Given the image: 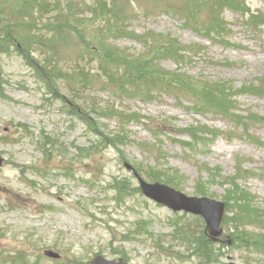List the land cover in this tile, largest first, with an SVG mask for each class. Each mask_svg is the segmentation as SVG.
I'll list each match as a JSON object with an SVG mask.
<instances>
[{
	"label": "rangeland",
	"instance_id": "rangeland-1",
	"mask_svg": "<svg viewBox=\"0 0 264 264\" xmlns=\"http://www.w3.org/2000/svg\"><path fill=\"white\" fill-rule=\"evenodd\" d=\"M93 1L64 0L59 14L47 18L56 23L63 17L71 18L69 14L80 15L73 18L76 27L70 32L72 26H68L63 35L66 41L59 42L58 55L52 59L64 73L72 75V71L82 70L101 85L71 88V84L60 81L57 88L61 94L55 98L51 88L40 80L41 72L28 68L20 53L1 58L5 85L0 94L8 99L0 100V264H7L17 252L26 253L30 261L39 258L40 264H56L42 255L48 250L58 253L63 264L73 258L75 264H88L96 254L122 258L129 264H197L198 260L180 256L178 244L189 246L190 240L201 234V219L175 215L134 192L119 205L108 182L122 178L131 189L136 188L138 183L128 165L137 168L145 181L154 177L153 173L161 174L163 179L176 177V189L186 196L206 193L222 201L224 195L233 198L229 196L231 185L225 181L235 180L239 163L249 172L241 170L243 179L237 184L254 196L261 206L259 213L264 214V147L256 145V139L264 143V123L250 125L245 120L264 118V100L243 93L232 99V107L246 124L245 133L237 123L202 105H197L202 114H195L188 97L178 103L171 95L140 98L126 88L119 95L112 86L101 87L106 80L97 62L106 50L100 54L97 37H104L106 47L122 55L125 62H134L143 55L138 36L176 39L187 52L175 59L160 60L156 64L160 71H179L199 83H222L233 87L234 93L256 83L264 72V27H249L246 17L225 10L222 18L229 30L223 37L209 38L160 9L158 0H115L127 15L128 21L119 24L123 32L115 38L105 37L104 33L96 36L90 16L81 15ZM171 1L175 7L182 4L180 0ZM246 5L251 13L264 15V0H247ZM204 13L198 16L202 18ZM37 29L38 24L31 28L32 33ZM51 36L47 32L48 39ZM84 39L88 41L86 49ZM48 55L50 51L44 48L31 53L41 62L40 68L47 67L43 60ZM116 67L122 69L120 76L126 80L130 75L127 67ZM108 109L119 115L103 118L101 113ZM68 110L77 113L79 119L66 114ZM123 115L138 117L139 123L125 125ZM193 127L215 132L218 137L199 136V142L193 144L186 135L169 136ZM98 137L109 141L118 137L123 144L95 148ZM240 137L251 138L255 144ZM64 168L71 170L74 180L63 176ZM40 169H45V175ZM181 223L184 226L178 225ZM257 226L251 225L248 231H264V225ZM174 229L180 231L181 240L174 236ZM223 231L227 234L226 227ZM156 240L162 241L164 248H155ZM227 254L237 264H264V253L257 251L234 249ZM223 264L228 261L225 259Z\"/></svg>",
	"mask_w": 264,
	"mask_h": 264
},
{
	"label": "trees",
	"instance_id": "trees-1",
	"mask_svg": "<svg viewBox=\"0 0 264 264\" xmlns=\"http://www.w3.org/2000/svg\"><path fill=\"white\" fill-rule=\"evenodd\" d=\"M163 9L167 13L174 11L175 14L181 15L185 19V23L189 24L197 32H203L205 35L221 36L222 32L226 30L227 25L221 18V13L224 9L231 10L240 14H246L248 9L246 8V0H181L183 7L175 9L171 0H160ZM59 2L61 0H0V59L4 55L12 53H20L26 60V64L33 68L35 71H41L43 78L42 81L45 85L51 88V83L64 75L61 73L57 66L51 67L49 70H44L38 67L37 61L31 58L33 46L39 47L47 46L44 39L32 33L31 28L38 24L43 17L57 11ZM205 9L207 11L206 17L198 22L196 14L199 10ZM114 4H107L104 1L97 0L94 6L89 9L88 13L91 18H95L99 23L108 22L112 17L118 18L121 16L117 13ZM249 24L256 28L264 25V17L249 15ZM44 28L50 27L48 23H43ZM111 31V29H109ZM77 33V32H76ZM157 36V35H156ZM153 44L147 45V54L142 58L137 59L133 63L128 64V70L130 75L127 77L125 85L132 87L140 84L141 89H137L135 94L141 98L145 95L154 93L155 90L165 89L167 91H173L177 93H183L189 95L194 99L195 106L202 105L209 110L216 112L228 113L232 101L231 97L235 94L231 92L230 87H226L224 84H207L199 83L186 79L182 75L169 72H161L156 66L155 62L162 57L175 58L179 56V52L185 50L180 44L168 37L158 35L157 37H149ZM51 51L56 53V47L50 48ZM105 52V49H101V53ZM109 52L105 53L103 58L107 61ZM110 63L115 62V58ZM113 66L114 64H109ZM50 71V74L47 73ZM105 77H108L106 69L101 71ZM66 79V76H65ZM108 79L110 83L116 81L112 79L111 74ZM80 80L81 83H89L90 79L84 80L83 75L78 77L72 76L71 81L75 82ZM4 80L2 79V69L0 66V88L2 87ZM123 90V88H121ZM155 89V90H154ZM240 92L254 94L264 98V75L259 80L257 87L250 85L245 90H239ZM2 99H5L3 96ZM264 119H258V122H263ZM190 136L195 139L196 133H190ZM122 143V140L118 137L111 139V141L103 138V148L105 146H117ZM46 143L42 146L44 147ZM65 176H72L69 169H64ZM152 180L161 181L167 185H175L178 180L176 177L161 179V174L153 173ZM109 184V190L114 192L116 202L118 204H124V202L130 199L131 192L138 195L137 189H131L125 179L112 178ZM234 191L229 193L233 195V198L225 197L226 213H231V217L225 216L223 219V225H231L234 228V232L239 231L240 227L246 225L259 224L263 222V218L258 212V208L255 205L253 198L246 192L238 189L234 182ZM205 195V193H200ZM234 206V209L231 206ZM142 225L143 224H138ZM190 240L189 248L191 255L198 258L200 262L205 264H217L220 262V258L223 256L221 248L211 243L204 232ZM244 234L248 241L245 244L251 245L254 248L264 249V235ZM244 238V237H243ZM242 245V243H241ZM23 263L26 260L23 258ZM37 264V263H36Z\"/></svg>",
	"mask_w": 264,
	"mask_h": 264
},
{
	"label": "water",
	"instance_id": "water-1",
	"mask_svg": "<svg viewBox=\"0 0 264 264\" xmlns=\"http://www.w3.org/2000/svg\"><path fill=\"white\" fill-rule=\"evenodd\" d=\"M1 166V161H0ZM140 187L145 196L155 200L160 204H165L174 211H185L195 215H201L207 225L210 236L215 240L221 234L219 225L224 213V205L209 199L187 198L181 193L171 188L160 186L158 184L148 185L139 179ZM49 257L57 258L53 253ZM92 264H125L122 261H107L99 256L95 257Z\"/></svg>",
	"mask_w": 264,
	"mask_h": 264
}]
</instances>
